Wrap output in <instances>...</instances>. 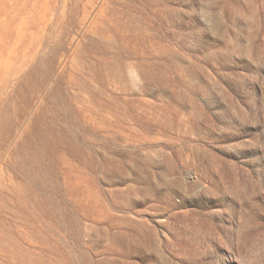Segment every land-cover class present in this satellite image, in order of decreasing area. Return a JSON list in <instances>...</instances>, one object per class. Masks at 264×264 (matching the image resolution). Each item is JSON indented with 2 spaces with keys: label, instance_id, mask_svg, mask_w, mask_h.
<instances>
[{
  "label": "rangeland",
  "instance_id": "1",
  "mask_svg": "<svg viewBox=\"0 0 264 264\" xmlns=\"http://www.w3.org/2000/svg\"><path fill=\"white\" fill-rule=\"evenodd\" d=\"M0 264H264V0H0Z\"/></svg>",
  "mask_w": 264,
  "mask_h": 264
}]
</instances>
